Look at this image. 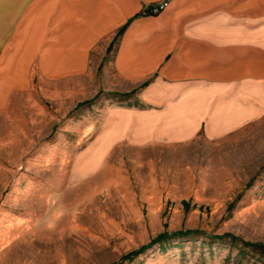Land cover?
<instances>
[{"label":"rangeland","instance_id":"rangeland-1","mask_svg":"<svg viewBox=\"0 0 264 264\" xmlns=\"http://www.w3.org/2000/svg\"><path fill=\"white\" fill-rule=\"evenodd\" d=\"M117 40L84 75L34 74L0 109V264H264L242 243L264 246V118L214 138L117 139L111 110L139 107L149 83L111 74Z\"/></svg>","mask_w":264,"mask_h":264},{"label":"crops","instance_id":"crops-1","mask_svg":"<svg viewBox=\"0 0 264 264\" xmlns=\"http://www.w3.org/2000/svg\"><path fill=\"white\" fill-rule=\"evenodd\" d=\"M122 27L109 71L149 83L139 107L111 110L117 139L214 138L264 118V0H0V109L34 74L84 75Z\"/></svg>","mask_w":264,"mask_h":264},{"label":"trees","instance_id":"trees-1","mask_svg":"<svg viewBox=\"0 0 264 264\" xmlns=\"http://www.w3.org/2000/svg\"><path fill=\"white\" fill-rule=\"evenodd\" d=\"M138 15H148V13L146 12V10L144 9L142 12H140V14ZM123 31V27L121 29L118 30V32L116 33L114 39L112 40L111 44L114 42V40L122 33ZM110 46L107 48V51H109ZM196 233L195 231H184V232H175L173 233L171 236L172 237H177V238H181V237H185L188 235H192ZM170 236H168V234L166 233H161L159 235H157L156 237H154L150 242H148L147 244L139 247L138 249L131 251L129 254H126L125 256H122L120 261L121 263H123V261H129L132 258H134L135 256H137L138 254L142 253L145 249L150 248L152 245L156 244V243H160L163 241H167L169 239ZM223 237H228L231 241L236 240V238L232 235L229 234H224L223 236L217 237V239H222ZM244 246H252L258 249V252L260 253L261 256H264V246L261 244H252L249 242H242Z\"/></svg>","mask_w":264,"mask_h":264},{"label":"built area","instance_id":"built-area-1","mask_svg":"<svg viewBox=\"0 0 264 264\" xmlns=\"http://www.w3.org/2000/svg\"><path fill=\"white\" fill-rule=\"evenodd\" d=\"M167 6V2L162 1L154 4H148L145 6V10L148 15H157Z\"/></svg>","mask_w":264,"mask_h":264}]
</instances>
